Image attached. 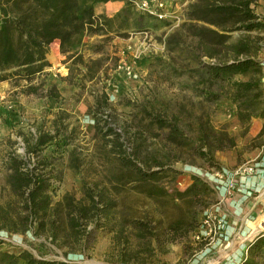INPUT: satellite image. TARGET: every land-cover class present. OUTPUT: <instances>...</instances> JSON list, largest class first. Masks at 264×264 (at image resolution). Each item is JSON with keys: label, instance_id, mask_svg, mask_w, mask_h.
Here are the masks:
<instances>
[{"label": "rangeland", "instance_id": "1", "mask_svg": "<svg viewBox=\"0 0 264 264\" xmlns=\"http://www.w3.org/2000/svg\"><path fill=\"white\" fill-rule=\"evenodd\" d=\"M196 1L170 0L167 5L169 18L163 20L164 23L153 20L145 22L140 29H121L110 34L108 40L87 38L90 48L102 44L104 50L103 54H94L89 47L83 49L85 60L107 59L104 66L110 67L108 79L97 86L96 80L81 82L77 71L70 82L68 76L73 63L61 52L56 59L51 56L54 67L34 82L42 85L38 94L27 95L22 86L0 82V206L11 214L12 221H17L22 212L11 187L10 159L13 156H20L30 165L38 164L42 157L50 159L53 204L61 205L63 219H68L67 214L73 209L66 199L87 204L86 193L90 189L95 193L102 191L111 201L109 216L98 217V224H90V233L80 244L73 237L59 244L47 236H38L35 229L23 233L0 229L2 251L18 254L27 251L36 258L73 264H193L211 240L217 242L223 235L224 242L219 243L212 254L200 258L201 261L204 264H241L237 254L264 231L257 226L264 218V207L254 205L261 193L245 184L253 190L250 194L242 187L236 172L249 166L264 170V118L256 117L250 123H242L234 103L227 99L209 102L198 92L199 77L195 69L199 54L192 26L202 24L191 21L188 13L189 5ZM124 6L122 4L120 11ZM254 8L257 15L264 17V0H257ZM116 9L119 6H102L98 13L111 17ZM118 26L119 21L115 30ZM248 36L259 40L257 59L264 64V31L234 32L232 40ZM169 41L170 45L174 41L180 44L170 48ZM111 58L119 60L115 62ZM201 61L214 62L207 57H202ZM63 66L67 67V75H64ZM102 83L107 85L110 109L106 112L108 115L97 112L102 129L96 131L93 92L94 87L101 88ZM53 85L58 93L55 99L49 98L50 91H54ZM150 103L156 104L169 117L177 116L189 134L197 130L201 122L208 121L216 132L234 138L236 147L214 150V164L192 149L176 151L167 140L168 132L153 126L142 113L143 106ZM109 126L121 133L129 153L141 144L142 157L156 153L178 158L171 166L181 172L178 180L165 178L159 183V187L165 185L167 194L148 196L134 185L120 181L124 173L118 153L110 142L112 137L103 136V130ZM47 134L54 137L53 141L39 153H29L28 148L35 145L38 137ZM193 176L201 178L215 193L201 205L191 208L187 200H174L173 197L191 184ZM224 182L235 185L229 195L223 189ZM189 210L200 214L199 227L186 239L174 243L166 241L170 227L183 215L187 216ZM211 212L223 220V229L207 240L197 241L195 237ZM141 221L160 232V239L164 241L161 249L156 242L150 244L138 236L133 225ZM243 221L244 227L239 230ZM257 229L260 230L256 233Z\"/></svg>", "mask_w": 264, "mask_h": 264}, {"label": "trees", "instance_id": "2", "mask_svg": "<svg viewBox=\"0 0 264 264\" xmlns=\"http://www.w3.org/2000/svg\"><path fill=\"white\" fill-rule=\"evenodd\" d=\"M116 1L125 2L121 11L111 17L98 13L102 6ZM256 4L257 0H197L188 7L189 19L202 24L192 26L199 54L196 57L198 68L195 69L199 77L198 92L209 102L227 99L234 103L242 123H250L256 117L264 118V64L257 59L259 40L249 36L232 40L234 32L264 31V17L256 14ZM135 11L132 0H0V82L22 86L23 93L27 95L38 94L42 85L34 82L52 67L47 55L51 45L59 42L61 54L73 63L68 80L72 82L77 71L81 82L96 80L97 86L108 79L110 67L104 66V60L107 59L85 60L82 50L90 48L87 38L108 40L110 34L118 33L121 29H140L145 22L153 20L164 23L147 13L136 14ZM118 21L119 26L115 30ZM178 44L179 41H174L169 47ZM88 50L103 54L104 47L102 44L94 45ZM202 57L214 62L205 63L201 61ZM112 60L117 62L119 59ZM106 86L102 83L101 88L94 87L96 131L102 129L100 119H97L99 113L106 114L110 109ZM53 89L49 95L51 99L58 97L54 85ZM142 113L153 126L168 132L167 140L176 151L192 149L196 155L214 164V150L224 151L236 147L234 138L227 133L216 132L208 121L201 122L197 130H190L191 136L177 116L169 117L154 103L144 105ZM103 136L112 137L110 142L118 153L119 165L124 173L120 181L134 185L148 196L167 194L165 185L159 187V183L165 178L176 181L181 175V172L171 167L178 158L174 159L171 155L157 156L156 153L142 157V145L139 143L129 153L121 133L112 126L103 130ZM53 139L50 134L40 135L35 145L28 148L29 153H39ZM19 158L13 156L10 160L11 187L21 205V217L12 221L11 214L0 206V229L22 233L35 229L38 236H47L53 242L65 244L73 237L80 244L89 235L90 224H98V217L109 216V197L102 191L95 193L90 189L86 193L87 204L76 203L72 198L66 199L73 209L67 214L69 218L63 219L61 205L53 204L50 159L42 157L41 161L38 159V164L30 165ZM190 180L191 184L184 191H178L174 200H187V204L193 208L215 193L201 178L193 176ZM199 217L198 212L189 210L187 216L183 215L170 227L167 232L169 239L166 241L174 243L188 238L199 227ZM133 226L140 238L148 240L150 244L156 242L161 249L164 241L160 239L156 227L142 221ZM0 264L73 263L36 258L27 251L18 254L0 249ZM241 264H264V233L249 244L246 258Z\"/></svg>", "mask_w": 264, "mask_h": 264}, {"label": "built area", "instance_id": "3", "mask_svg": "<svg viewBox=\"0 0 264 264\" xmlns=\"http://www.w3.org/2000/svg\"><path fill=\"white\" fill-rule=\"evenodd\" d=\"M169 1L170 0H132L135 8L139 12L147 13L159 20H165L169 18V15L167 12V5ZM0 17H1V14H0ZM0 23H1V20H0ZM127 69L129 70L128 73L131 74V70H130L131 68L129 67ZM259 171L260 170H258L256 167L249 166L247 168L241 169L238 172H236V175L239 176L242 182L241 183L242 187L245 189H248L245 187L248 184V180L252 177H256ZM233 188H235L234 183H230L228 185L226 182H224L223 189L225 193H227L228 195L231 194V189ZM248 190H249V193L252 194L253 190L251 189H248ZM216 221H218V224H219L218 227L216 226ZM222 224H223V220L220 218L218 219V216L211 212L209 215L206 216L204 222L202 223L201 231L195 237L196 240L197 241H200L201 239L207 240V237L213 236L212 234H214L215 236L217 231L223 229ZM222 237H220V239L217 242H214L211 240V242H209L206 245L205 251L201 252L202 256L199 257V259H195L193 261V264H204V262H202L200 258H202L203 256L207 257V255L212 254L214 252V249L218 245H220L219 243L224 242L225 238L221 239Z\"/></svg>", "mask_w": 264, "mask_h": 264}, {"label": "crops", "instance_id": "4", "mask_svg": "<svg viewBox=\"0 0 264 264\" xmlns=\"http://www.w3.org/2000/svg\"><path fill=\"white\" fill-rule=\"evenodd\" d=\"M122 4L124 6V2H120V1H117V2H109L107 3L106 5H104L105 7L109 8V6H119V9H116L115 12H113V14L117 13L120 11V9L122 8ZM99 12V11H98ZM100 13V12H99ZM109 14V13H108ZM113 14H111V16H113ZM58 54H60V44L59 42H55L51 45V48H50V52L49 54L47 55V60L51 63L52 67H54V60L51 58V56L55 57V59L58 57ZM62 55V54H61ZM50 68V69H51ZM64 70H66V72L64 73V75H67L68 73V70H67V67L63 66ZM61 71V70H59ZM63 74V73H62ZM263 166H264V163H263ZM248 188L250 187H253L254 189H258V191L261 193L260 196H257L256 198V202H255V206H257V208L259 207H264V197H263V194H264V170L262 171H259L257 176L256 177H252L248 180V184L247 186ZM256 195V194H255ZM261 207V208H262ZM255 208V207H253ZM249 210V209H248ZM252 209H250L249 211H251ZM239 212V210H238ZM262 222V223H261ZM234 224V223H233ZM232 224V225H233ZM258 228L260 227V229H263L264 228V218L262 217L261 221L257 224ZM241 227L243 228L244 227V221L242 223H240V227H239V230L241 229ZM260 229H257L256 233L260 230ZM231 230H233V227L231 228ZM261 233H264V231L260 232L259 234ZM249 245H247L248 247ZM243 246L242 247V251H240V255L237 254V258L241 261H242L246 258V255H247V247Z\"/></svg>", "mask_w": 264, "mask_h": 264}]
</instances>
